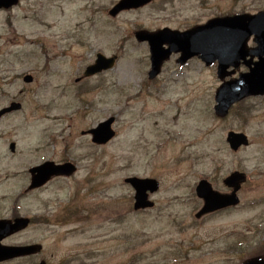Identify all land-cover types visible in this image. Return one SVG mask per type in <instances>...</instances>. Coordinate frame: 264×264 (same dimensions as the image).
I'll use <instances>...</instances> for the list:
<instances>
[{
    "label": "rangeland",
    "instance_id": "1",
    "mask_svg": "<svg viewBox=\"0 0 264 264\" xmlns=\"http://www.w3.org/2000/svg\"><path fill=\"white\" fill-rule=\"evenodd\" d=\"M118 1L20 0L0 11V108L23 104L0 120L6 214L16 207L31 219L17 239L41 243L43 255L99 264H239L253 247L264 250V235L238 246L242 227H264V95L219 117L217 66L198 58L181 65L173 54L150 79L149 46L135 32L256 13L264 0H153L112 17ZM98 52L117 54L115 66L76 81ZM111 116L116 135L106 144L83 133ZM230 130L245 132L250 144L233 151ZM63 159L77 165L73 176L27 189L31 167ZM234 170L248 176L239 206L197 219L198 182L226 191L223 179ZM134 175L160 182L153 208L134 210L135 191L125 182Z\"/></svg>",
    "mask_w": 264,
    "mask_h": 264
},
{
    "label": "water",
    "instance_id": "2",
    "mask_svg": "<svg viewBox=\"0 0 264 264\" xmlns=\"http://www.w3.org/2000/svg\"><path fill=\"white\" fill-rule=\"evenodd\" d=\"M151 1L120 0L110 10V14L116 16L122 10L139 8ZM17 3L18 0H0V9H8ZM252 35H254L257 46L249 50L247 42ZM135 36L138 41L149 43L152 67L149 72L150 78H154L160 73L163 62L170 58L172 53H180L178 62L182 64L194 56H198L206 64L218 61V75L222 79L234 72L228 71L229 67H237L240 65V61L244 60L249 65L250 70L241 73L238 78L225 81L216 92L215 112L219 116L226 115L231 105L237 101L248 96L264 94V11L257 14L216 17L205 24L184 31L170 27H164L154 32L142 29L138 30ZM248 56H250L249 60H252L255 56L259 57V60L252 66L250 61H246ZM116 59L117 56L106 57L98 53L95 63L86 68L84 75L91 76L110 69L114 66ZM24 80L31 82L33 77L26 75ZM20 108V103H12L0 110V117ZM114 120V117H110L100 122L96 127L89 129L87 133L92 135V141L97 144H106L110 141L115 136V131L112 128ZM227 141L234 151L249 143L246 134L235 131L228 132ZM14 146V143H12L11 148L14 149ZM75 171L76 166L71 162L57 164L54 161H46L30 169L32 178L29 189L44 185L54 176H70ZM245 179L246 174L239 171H234L225 178L224 182L229 187H233L232 193L217 191L213 189L208 180L202 179L196 187V193L203 200V205L196 213V217L201 218L221 208L236 205L239 202L236 192ZM125 181L135 189V210L152 208L155 205L154 201L150 200L149 194L159 189L157 179L131 176L126 178ZM29 222L30 219L27 217L17 218L14 223L10 220H0V238L5 235V230L6 235H8L26 228ZM39 248V245L0 247V256L4 254L6 256L28 254ZM4 250H6V253ZM244 264H264V258L250 259Z\"/></svg>",
    "mask_w": 264,
    "mask_h": 264
},
{
    "label": "flooded vegetation",
    "instance_id": "3",
    "mask_svg": "<svg viewBox=\"0 0 264 264\" xmlns=\"http://www.w3.org/2000/svg\"><path fill=\"white\" fill-rule=\"evenodd\" d=\"M260 10H264V9H260ZM221 15H225V14H221ZM248 43H249L250 48H252L254 46L253 38H250ZM257 60H258V58L256 57L253 60H249V58H247L246 61H250V64H253ZM241 63H244V61H242ZM212 65L217 66V62H214ZM241 65L244 66V64H241ZM247 70H248V67L246 68L245 71H247ZM14 153H16V149L10 150L11 155H13ZM68 161H70V160L69 159H63L61 161H56V162L57 163H63V162H68ZM77 170H78V167H77ZM77 170H76V172H77ZM62 178H69V177H66V176L54 177L49 182H47L45 185L41 186L40 188H36L34 190L45 188L47 185H49L51 182L55 181L56 179H62ZM4 183H5V180L2 177H0V188L2 187V189H3ZM245 184H246V181L240 185L238 192H240L242 190V188L244 187ZM227 189L228 190H226V192H229L232 190V187H229ZM238 195H239V193H238ZM235 207H237V206H235ZM5 208H6V192L4 191V194H0V209H4L3 212L0 214V220L9 219L13 223V222H15V220L17 218L23 216L21 212L16 210V207H13L11 213L9 215H7ZM229 208H232V207H229ZM226 209H228V208H226ZM243 221H245V220L243 219ZM260 226L254 228V230H248L247 227H242V229L240 230V237L238 240V246L246 249L249 245H257V243H258L257 237L259 235H264V227H260ZM22 231L23 230H18V231H15V232H12V233H9L8 235H6L7 232L5 230L4 231L5 235L0 238V247H5V248L7 246L19 247V246H26V245H30V244H35L33 242H30V243L29 242H22L19 239H17V237H19L22 234ZM253 249L255 250L254 251L255 254L252 257L264 258V250H261V248H260V251H258L257 246L253 247ZM4 251L6 253V250H4ZM44 252H45V246H43L41 244V248L39 250H37L33 253H30V254H27V255L6 256V254H4V255L0 256V264H99V263L93 262L92 257H90L89 261H88L87 258L84 256H78V257L77 256H58L55 254L43 255ZM249 258H251V257H246L242 262L248 260ZM100 259L101 258L97 259L96 261H100Z\"/></svg>",
    "mask_w": 264,
    "mask_h": 264
}]
</instances>
